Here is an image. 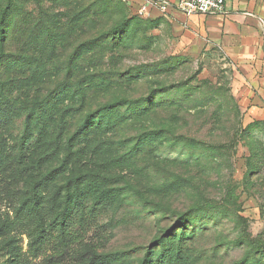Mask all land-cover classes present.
I'll list each match as a JSON object with an SVG mask.
<instances>
[{
    "label": "rangeland",
    "instance_id": "374dc122",
    "mask_svg": "<svg viewBox=\"0 0 264 264\" xmlns=\"http://www.w3.org/2000/svg\"><path fill=\"white\" fill-rule=\"evenodd\" d=\"M9 1L0 0V9ZM249 1L264 18V0ZM12 2L18 14L13 17L8 56L0 64L1 78L11 83L6 96L0 93L3 145L18 147L26 109L33 102L52 92L60 95L57 118L66 105L79 103L59 92L66 82L67 92L78 84L92 87L86 113L120 98L150 108L141 116L122 108L119 114L126 120L102 136L108 141L93 156L98 164L90 168L125 177L135 188L122 180L94 184L92 197L102 202L91 213L87 209L82 222L79 207L68 220L74 232L72 239L66 236L72 241L70 254L92 245L98 251L119 252L105 264H138L155 239L167 230L178 232L179 218L194 212L199 229L183 243L179 260L172 264H241L245 259L243 264H254L255 259L264 264V124L254 125L264 121V105L253 103L257 90L203 21L170 11L143 16L137 5L123 0ZM123 14L133 20L134 40L127 48L114 49L104 35ZM47 26L53 36L47 35ZM58 36L51 45V38ZM87 41L90 47L78 51ZM77 51L81 55L67 73ZM20 53L28 58L9 65ZM37 64L47 77L27 84ZM103 81L107 86H100ZM12 110L17 113L7 120L6 113ZM74 113L71 110L67 116V132L78 124ZM161 129L164 133L136 155L110 161L126 156L125 148L114 141ZM255 140L263 151L261 172L253 174ZM8 173L0 174V189L6 186L13 193L0 194V226L10 224L5 232L0 227V264H37L44 255L60 251L64 240L55 227L44 245L34 250L30 245L37 233L34 213L27 205L15 212L26 197L25 176L14 180ZM50 190L41 207L46 217L58 210L49 206ZM86 204L92 206L94 201L88 199ZM176 246L177 242L174 250ZM153 249L159 252L160 246Z\"/></svg>",
    "mask_w": 264,
    "mask_h": 264
},
{
    "label": "trees",
    "instance_id": "16d2710c",
    "mask_svg": "<svg viewBox=\"0 0 264 264\" xmlns=\"http://www.w3.org/2000/svg\"><path fill=\"white\" fill-rule=\"evenodd\" d=\"M107 4H109V0H107ZM117 4L121 3L118 1ZM17 11L18 9L12 0L4 8L0 9V64L8 56L7 43L14 28L13 17L18 14ZM45 28H47V35H54L49 26ZM133 32H136V30L132 18L123 14L119 22L105 33L104 39H107L106 41L114 49L127 48L133 43ZM54 37L51 38V45H55L59 38V36L57 39ZM89 45L90 43L87 41L80 44L77 49L80 51L90 47ZM78 51L69 60L68 66L65 68L67 73H70L73 63L79 59L81 53ZM23 54L17 55V59H10L8 64L13 65L23 61L22 58H28L27 55ZM37 59L36 61H38ZM38 64L33 68L27 84L33 85L39 78H42L40 79L41 81L46 79L47 74L39 72ZM8 84L11 83L4 81L0 75L1 96H6L5 90ZM100 86L105 87L107 85L103 81ZM91 88L90 85L78 84L75 90L67 92L69 85L66 82L63 90L59 92L64 95L68 94L70 98L79 101V103L66 105L60 110L57 118L54 111L60 95L55 94L53 96L55 92H52L53 94H49L44 100L35 101L30 107H27L23 131L16 140L17 148L7 147L5 144L4 146L0 142V174H5L9 170L10 173L8 174L14 180L19 176H25L23 179L26 184V197L15 212H20L27 205L31 212L34 213L37 233L31 239L30 245L33 246L34 250H38L51 237L52 230L55 227L64 240V246L60 251L44 255L37 264H105L119 256V252L98 251L92 245H88L84 251L71 255L72 241H68L66 236H74V232L69 230L71 223H68V220L75 209L79 207L81 210L79 220L82 222L85 218L86 210L88 209V212L91 213L94 207L102 202L100 197H92L91 188L96 183L98 186L101 183L102 186L108 180H122L128 188H135L130 180L125 177L119 179L115 175H110L102 170H94L90 166L98 164V160L93 156L101 153L103 146L108 141L102 136L110 130L113 131L117 128L116 126L126 120L127 116L125 114H119L122 108H124V112L130 111L135 116L145 115L150 108L139 104L138 100L120 98L102 104L96 110L86 113L88 94ZM71 110H74V114L78 116L79 121L72 132H67V116ZM16 113L17 111L15 110L7 112V120H11ZM115 115H118V118L114 117ZM261 124H264V121H256L254 123V125ZM163 133V129L146 131L134 137V139H119L114 141V143L111 142L115 146L125 148V152L122 155L126 156L114 157L110 161L124 160L125 157L130 158L136 155L145 145L152 144ZM257 143L255 140L253 144V174L261 172L262 165L260 154L263 148L261 147V142ZM88 153H90L89 157ZM49 190L47 197L49 206L51 208L58 206V210L52 217H46L41 209L45 194ZM4 192H7L8 195L13 194L6 186L5 189H0V194ZM88 199L94 201L92 206H87ZM193 213H187L179 218L178 232L167 230L160 238L155 239L138 264L176 263L179 260L183 243L190 239L199 229V227H196L197 217L193 216ZM191 222H193V225L188 231V226ZM0 227L5 232L9 230L10 224H2ZM176 242L178 246L174 250L173 245ZM154 246H160V251H154ZM173 250L175 255L171 253ZM255 260L254 264H260V261ZM247 261L245 259L241 264Z\"/></svg>",
    "mask_w": 264,
    "mask_h": 264
},
{
    "label": "crops",
    "instance_id": "0c3cea01",
    "mask_svg": "<svg viewBox=\"0 0 264 264\" xmlns=\"http://www.w3.org/2000/svg\"><path fill=\"white\" fill-rule=\"evenodd\" d=\"M170 14L183 15L177 10H170ZM196 16L203 21V27L219 39L226 54L240 66L245 78L257 90L253 92V103L264 105V48L259 24L263 17L256 4L233 0L223 15ZM193 17L188 18L194 20Z\"/></svg>",
    "mask_w": 264,
    "mask_h": 264
},
{
    "label": "built area",
    "instance_id": "2783aa9c",
    "mask_svg": "<svg viewBox=\"0 0 264 264\" xmlns=\"http://www.w3.org/2000/svg\"><path fill=\"white\" fill-rule=\"evenodd\" d=\"M132 5H137L138 13L150 16L152 11L162 14L170 10H177L185 17L196 15L220 16L227 12L229 3L233 0H123ZM261 38L264 48V18L259 19Z\"/></svg>",
    "mask_w": 264,
    "mask_h": 264
}]
</instances>
